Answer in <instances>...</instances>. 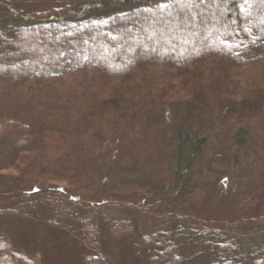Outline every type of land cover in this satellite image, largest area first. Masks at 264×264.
<instances>
[{
  "label": "trees",
  "instance_id": "16d2710c",
  "mask_svg": "<svg viewBox=\"0 0 264 264\" xmlns=\"http://www.w3.org/2000/svg\"><path fill=\"white\" fill-rule=\"evenodd\" d=\"M192 5L0 0V264H44L50 230L72 264H115V242L132 264H264L245 245L264 230V0ZM218 182L228 215L202 217Z\"/></svg>",
  "mask_w": 264,
  "mask_h": 264
},
{
  "label": "rangeland",
  "instance_id": "374dc122",
  "mask_svg": "<svg viewBox=\"0 0 264 264\" xmlns=\"http://www.w3.org/2000/svg\"><path fill=\"white\" fill-rule=\"evenodd\" d=\"M215 7H213L214 9ZM213 9H208L212 11ZM215 10V9H214ZM217 11V9L215 10ZM211 13V12H210ZM222 183L218 182L214 184L210 191V196L204 205L203 211L199 213L200 216H219L226 217L228 214L225 213L223 194L221 193ZM1 206L2 202H0ZM251 212L264 214V199L258 202V204L251 208ZM141 222L147 220L149 226L159 225L161 217H154L145 213H138ZM2 219V217L0 218ZM3 222L7 226V229L11 231V234L16 240L23 241L25 238H33V241L37 240V225L28 219H18L13 216H3ZM252 233L246 236L253 237L255 240L251 241L247 238L245 243L246 247H251L253 244H257L259 247L264 246V230L260 227L252 228ZM124 243V242H123ZM44 246L46 249V254L44 256V264H72L74 259L76 261L77 254L75 250V241L71 235L67 233H57L53 231H46V236L44 240ZM123 247V248H122ZM114 262L115 264H132L131 254L127 249L126 244H119L115 242L112 246Z\"/></svg>",
  "mask_w": 264,
  "mask_h": 264
},
{
  "label": "snow or ice",
  "instance_id": "6c2138e0",
  "mask_svg": "<svg viewBox=\"0 0 264 264\" xmlns=\"http://www.w3.org/2000/svg\"><path fill=\"white\" fill-rule=\"evenodd\" d=\"M176 3L180 5V7L183 9L184 7L193 6L192 0H176ZM170 5L168 3L157 5V7H162L167 9Z\"/></svg>",
  "mask_w": 264,
  "mask_h": 264
}]
</instances>
